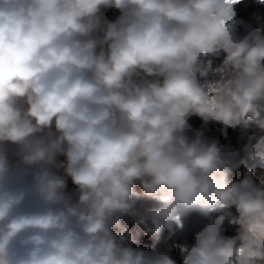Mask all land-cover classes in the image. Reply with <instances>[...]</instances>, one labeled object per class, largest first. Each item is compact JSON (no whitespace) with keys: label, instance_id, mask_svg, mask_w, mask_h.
<instances>
[{"label":"clouds","instance_id":"clouds-1","mask_svg":"<svg viewBox=\"0 0 264 264\" xmlns=\"http://www.w3.org/2000/svg\"><path fill=\"white\" fill-rule=\"evenodd\" d=\"M0 264H264V0H0Z\"/></svg>","mask_w":264,"mask_h":264},{"label":"rangeland","instance_id":"rangeland-1","mask_svg":"<svg viewBox=\"0 0 264 264\" xmlns=\"http://www.w3.org/2000/svg\"><path fill=\"white\" fill-rule=\"evenodd\" d=\"M241 15L244 16V17L246 18V13H245L244 11L241 12ZM195 123H196V126H197V127L200 126L199 121H195ZM208 131H209V133H210L211 135H214V136H216L217 138L223 139V137L221 136V133H220V130H219L218 127L215 128V129H208ZM229 135L231 136V133H230ZM62 161H63V158L61 157V164H62ZM72 187H73V186H72L71 183L69 182V190H72Z\"/></svg>","mask_w":264,"mask_h":264},{"label":"trees","instance_id":"trees-1","mask_svg":"<svg viewBox=\"0 0 264 264\" xmlns=\"http://www.w3.org/2000/svg\"><path fill=\"white\" fill-rule=\"evenodd\" d=\"M257 177H259L261 175V172L258 170L256 173ZM126 227L129 228V230H132L134 228V226L132 224H126ZM140 239L142 240L143 243H148V240L146 238L140 237Z\"/></svg>","mask_w":264,"mask_h":264}]
</instances>
